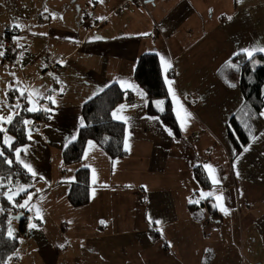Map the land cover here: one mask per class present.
Listing matches in <instances>:
<instances>
[{"label": "crops", "instance_id": "crops-1", "mask_svg": "<svg viewBox=\"0 0 264 264\" xmlns=\"http://www.w3.org/2000/svg\"><path fill=\"white\" fill-rule=\"evenodd\" d=\"M124 5L0 0V86L7 91L18 80L56 101L40 100L54 112L41 111V128L22 147L21 159L37 173L28 189L35 195L26 232H16L20 244L7 264H264V137L251 140L247 153L236 152L228 122L244 96L226 83L234 78L230 73L219 72L234 53L264 45V0ZM9 28L15 33L6 48ZM148 52L159 56L168 92L173 81L176 98L169 94L180 135L148 113L147 95L134 78ZM45 57L58 63V73L47 70ZM112 83L131 93L115 110L126 126V154L114 158L89 140L94 147L87 142L82 160L65 164L63 150L78 137L84 103ZM18 95L9 92L8 102ZM261 123L255 136L264 133V116ZM200 165L211 188L195 177ZM205 165L215 169L219 184ZM80 167L90 171L91 197L74 207L68 193ZM221 194L228 215L214 206ZM30 223L38 227L30 230Z\"/></svg>", "mask_w": 264, "mask_h": 264}, {"label": "trees", "instance_id": "trees-1", "mask_svg": "<svg viewBox=\"0 0 264 264\" xmlns=\"http://www.w3.org/2000/svg\"><path fill=\"white\" fill-rule=\"evenodd\" d=\"M229 62L238 67H230ZM229 62L225 63L219 72L224 77L230 73L234 78L232 80L230 78L225 79L226 83L229 86L235 84V87L239 88L244 96L242 106L228 122V136L236 152L240 153L243 147L251 141L249 131H251L252 136H255L262 127V116L260 114L264 110V54H256L253 61L248 60L243 54L235 55ZM134 78L147 95L148 113L158 116L176 135H180V124L168 92L159 56L155 52L144 53L140 56ZM129 98H131V93L124 90L118 83H112L84 103V126L80 128L78 137L64 148L63 160L65 164L80 162L89 140L99 144L114 158L126 154L124 147L126 126L123 122L113 118V112ZM158 101H163V104L159 107L157 106ZM161 108H163V111L160 110ZM20 113L15 126H8V134L13 135L15 141L13 148H22L30 142L27 133L28 126L22 123L23 119L37 123L43 122L45 118L41 111L29 113L21 109ZM5 157L12 159L13 164L9 166L3 158H0V176L11 177L12 185L10 186L13 189L16 185L31 184L33 180L31 174L23 168L22 164L15 162L14 153L5 149ZM194 174L202 188L212 187V183L201 165L194 168ZM26 195V193H22L16 197L17 202L23 203ZM90 197V171L86 167H80L71 184L68 199L72 206L80 207L86 205L90 201ZM206 202L210 211L215 214L210 201L207 200ZM0 208L5 210L0 213V261L7 264L9 257L12 258L20 244L16 232L20 235L26 232L29 211L27 207H14L3 195H0ZM14 222H16L15 227ZM9 226L12 228L16 239L9 238Z\"/></svg>", "mask_w": 264, "mask_h": 264}, {"label": "snow or ice", "instance_id": "snow-or-ice-1", "mask_svg": "<svg viewBox=\"0 0 264 264\" xmlns=\"http://www.w3.org/2000/svg\"><path fill=\"white\" fill-rule=\"evenodd\" d=\"M100 2L102 3L103 0H100ZM238 2H242V0H238ZM228 19L231 20L232 17H228ZM15 27L19 28L20 25L17 24V25H15ZM256 53H264V45H260L258 47H253L251 49L244 48V49H241L239 52L234 53V55L239 56V55L243 54L247 57L248 60L253 61V58H254ZM2 56H4V52L0 51V57H2ZM254 62L259 63L258 61H254ZM165 63L167 64L168 67H171L170 63H168L167 61H165ZM229 66L230 67H238L237 65L231 64V62H229ZM10 75L15 77V73H10ZM172 83H173V81H171V80L168 81L169 92L172 94L173 98H176V93L171 87ZM16 85L17 86L8 85V90L4 93V99L0 100V158H3L4 162L7 163L9 166H11L13 164V160L5 157V149L12 151L14 153V156H15V162L18 164H22L23 168L26 169V171L28 173H30L33 178H35V177H37V173L30 166V164L24 162L21 159V152L25 151V153H26V149H22L19 147L13 148V144L15 143V141H14L13 137L8 135V131H9L8 126H13V127L15 126V124L18 122L17 117H20V114H21L20 110L21 109H23V111H26L29 113H35L38 111L54 112V109L48 108L47 106H42V105H40L39 102L41 99H47L52 104H55L56 101L52 95L45 96L37 88H33V87H30L27 85L22 86V87L19 86L20 81H18V80L16 81ZM230 86L235 87V84H231ZM60 91H63V89H61ZM9 92L19 93V95L15 97V103H9L8 102V93ZM139 95H141V97H143L144 93L139 92ZM21 100L26 101L28 106L23 107L22 104L20 103ZM161 104H163V101L157 102L158 107ZM133 107H135V105H133ZM123 108H124V105H121V109H123ZM4 109H7V114H5ZM160 110L163 111V108H161ZM260 115L264 116V112H262ZM190 117H191V114L187 113L186 118H190ZM51 118L52 117L50 116L49 119H51ZM113 118L120 119L121 117H118L116 112H113ZM124 119H125V122H127V118H124ZM153 119H158V117H155ZM22 123L25 126H28L32 123V121H30L28 119H23ZM80 125H81V127L84 126L83 120L80 121ZM181 127L182 128L184 127L183 122L181 123ZM167 131H168V134L170 136L173 135L171 130H167ZM31 132H32V129L29 128L28 129V139H30V140L32 139ZM249 135H250L253 143H255L256 140H259L261 137H264V133H261L260 136H252L251 131H249ZM71 139L74 140L75 137H72ZM69 142H71V140ZM89 146L94 147V145L92 144L91 141H89ZM125 146L127 147V140L125 141ZM250 148H251V144L243 147V152L247 153L250 150ZM238 160H239V156H237V162H238ZM233 167L235 170V163H234ZM205 168L209 171L210 174H212L211 178H212L213 184H219L220 181L214 175L215 169L211 165H205ZM236 174H237V176H239L238 170L236 171ZM10 185H12L11 177L5 178L3 176H0V190H3V191H0V195H3L4 197H6V199L9 201V203L12 204L14 207H19V208L28 207L30 202L33 199V196L35 195V193L28 191L29 188L33 187V185H16L15 190ZM37 191H39V190H37ZM22 193L27 194L26 199H24L23 203H19V202H17L16 197L20 196ZM212 195H213V193H211V192L202 193V197H208V196H212ZM215 199L218 201V204L214 205V206L219 207L220 211L224 212L225 215H228L229 214L228 209L225 208L223 206V203H222L223 195L222 194L218 195L215 197ZM189 203H198V201H191L190 200ZM32 208H35V205H32ZM29 210H32V209L29 208ZM4 211L5 210L3 208H0V213H2ZM36 216H37V218L42 219V216L40 215V209H38V208H36ZM101 223H104V222L101 221ZM157 223H159V221H157ZM28 227L31 230V229H36L38 227V225L35 223H30L28 225ZM8 236L11 239H16V237L14 236L13 230L10 226L8 228ZM10 259H11V257H9V260ZM0 264H3V261H0Z\"/></svg>", "mask_w": 264, "mask_h": 264}, {"label": "built area", "instance_id": "built-area-1", "mask_svg": "<svg viewBox=\"0 0 264 264\" xmlns=\"http://www.w3.org/2000/svg\"><path fill=\"white\" fill-rule=\"evenodd\" d=\"M144 4V0H125V5H132V4ZM124 5V6H125ZM15 33V30L13 28H9L6 33H5V38H4V47L8 48L12 46V41H11V35ZM45 63L47 70L50 72L58 73L59 72V65L57 62L52 61L49 57H45ZM189 99V98H187ZM42 122H37L36 124H33L31 127H28L32 130L35 128H41Z\"/></svg>", "mask_w": 264, "mask_h": 264}, {"label": "rangeland", "instance_id": "rangeland-1", "mask_svg": "<svg viewBox=\"0 0 264 264\" xmlns=\"http://www.w3.org/2000/svg\"><path fill=\"white\" fill-rule=\"evenodd\" d=\"M6 91H4L3 89H2V86H0V97L1 98H3L4 97V93H5ZM4 111H5V114H7V109H4ZM9 136H11V137H13V135H11V134H8ZM14 138V137H13ZM21 185H28V184H21ZM14 190H15V188H14ZM16 226V222H14V227Z\"/></svg>", "mask_w": 264, "mask_h": 264}]
</instances>
